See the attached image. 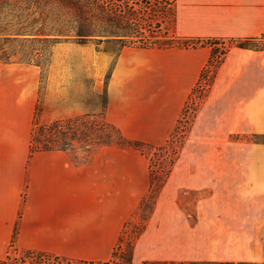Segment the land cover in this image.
<instances>
[{"label":"crops","instance_id":"0c3cea01","mask_svg":"<svg viewBox=\"0 0 264 264\" xmlns=\"http://www.w3.org/2000/svg\"><path fill=\"white\" fill-rule=\"evenodd\" d=\"M173 2L179 38L264 34V0ZM61 44L72 51L93 45ZM127 49L114 56L102 91L94 75L99 59L108 65L107 50L94 48L99 54L88 62L79 57L82 75L93 78L82 90L74 79L57 85L41 102V119L44 111L52 120L94 118L99 111L124 137L163 142L211 47L137 48L156 50L165 81L124 79L126 69L140 65ZM17 83V67L0 65V264H12L21 251L61 264L111 261L148 190L147 165L129 161L127 148L115 144L31 152L37 77ZM148 262H264V51L231 46L217 67L183 159L173 164L134 238L130 264Z\"/></svg>","mask_w":264,"mask_h":264},{"label":"trees","instance_id":"16d2710c","mask_svg":"<svg viewBox=\"0 0 264 264\" xmlns=\"http://www.w3.org/2000/svg\"><path fill=\"white\" fill-rule=\"evenodd\" d=\"M175 21L176 12L173 0H0V63H11L14 57H18L20 62L42 66L47 47L69 42L80 45L93 44L96 50L99 44L105 43L103 49L112 52L115 57L124 48H196L209 45L211 47L210 57L188 97L191 99V96L195 94L199 99H203L211 86L217 67L231 46H226L224 41L217 39L179 38L174 31ZM229 41L236 42L234 46L239 48L264 51V34ZM188 99L181 115L187 111ZM103 101H105L104 95ZM39 113L40 109L35 112L33 118L31 152L66 148L67 144H59L58 140L63 141L62 137L66 135L64 124L70 119L53 120L46 123L40 119ZM96 117L98 118H94L87 134L79 129L74 132L77 139L82 140L83 137H87L88 142L85 145L117 144L135 149L147 145L139 140L125 138L120 130L107 122L102 115ZM77 119L79 118H74V120ZM173 135L171 133L170 137ZM164 148L165 145L157 147L156 150ZM174 154L175 151L165 156L168 169L164 177H156L152 170L149 174V189L153 190L156 195L166 182L176 161L177 155L174 156ZM155 161L157 160L151 159V163ZM155 177L159 184L154 189ZM144 204H146L145 200L141 202V205ZM143 227L144 223L140 225L134 236L126 234L129 253L134 238ZM124 235L125 230L121 233L120 242L124 239ZM114 256L115 251L113 258ZM121 258L122 262L114 260L113 262L130 264V254L121 256ZM146 264L170 263L148 262Z\"/></svg>","mask_w":264,"mask_h":264},{"label":"rangeland","instance_id":"374dc122","mask_svg":"<svg viewBox=\"0 0 264 264\" xmlns=\"http://www.w3.org/2000/svg\"><path fill=\"white\" fill-rule=\"evenodd\" d=\"M226 46H234L236 42H231L228 39H222ZM105 43H101L98 45V52L103 51V47ZM219 45V44H218ZM208 47H210L208 45ZM156 50H142L137 48H129L127 49L126 54H129L130 57L135 56L139 61V66L131 67L125 70V78L127 80H135V81H147V80H155V81H165L167 80V72L165 68L159 66L158 63L154 62L156 59ZM105 53L109 57L108 65L103 64L100 62V67L98 70L95 71V79L97 81V89L102 91L103 82L106 79V76L109 75L112 63L114 61V54L110 51H105ZM97 53L94 50V45L90 46V49H83L82 51H72L68 49L67 45L65 44H57L53 47H47V51L45 52L44 61L42 66H37L35 64H29L25 62L18 61V57H14L13 61L9 64H14L17 67V88H20V81H26L29 79H34L37 77V104L35 112L39 111L40 109V119H41V102L46 101V99H51L52 94L57 85H62L64 82L68 80H75L77 81V85L79 86L80 90L83 87L87 86V80L89 78H93L90 75H82V70L79 68L78 59L79 57L83 56L88 62L89 59L95 57ZM154 62V63H153ZM6 63H0V65H5ZM158 64V65H157ZM165 72H162V71ZM85 76V79L83 78ZM206 87V86H205ZM25 95V94H24ZM188 99V98H187ZM188 106L187 111L179 116L180 121L176 123L177 128L172 131L174 134L173 137L171 135L167 136L163 142L160 144H150L146 143L144 147L140 149H135L133 147L127 145H118L121 147H126L128 151V160L132 162L144 161L147 165L148 174H150L151 170L153 171L156 177H161L165 175L166 170L168 169V161L165 159V156L170 152L175 151L174 156L177 155V160L183 159L184 154V147L185 144L189 141L190 138V129L191 125L194 121V117L196 111L199 107L200 101L197 95H192L191 99H188ZM99 111L96 112V116L99 115ZM182 113V111H181ZM98 118V117H94ZM94 118H82L80 117L77 120L73 118L67 123L64 124V128L66 127V135L63 136V141L58 140L59 144L65 143L67 144L66 147H75L77 149H84L87 148L89 145H85L88 142L87 137H83L81 139H77V135L74 136V132L76 129L83 130L86 134L87 131L92 127V122L95 120ZM178 118V119H179ZM43 122L49 123L53 121L49 118V114L46 111L42 112V119ZM178 121V120H177ZM127 139L136 140L134 138L125 137ZM168 140V141H167ZM117 145V144H115ZM165 148L162 150H156L157 147L164 146ZM167 150V151H166ZM152 160H157L155 163H151ZM149 176V175H148ZM155 180L154 189L158 186L159 182L157 178ZM149 185H150V177H149ZM155 192L151 191L148 187V190L143 198L146 201V204L138 205L135 215L131 221L125 226V235L122 242H119L117 247L114 249L115 256L111 261L108 262L110 264L114 261L122 262L123 259L121 256L129 255V246L127 245V235L131 234L132 236L135 235V232L140 228V225L145 222L147 217L149 216L150 211L152 210L155 202ZM157 196V195H156ZM142 200V201H143ZM141 201V202H142ZM13 250V249H12ZM113 251V252H114ZM56 257H51L48 254L37 253V252H16L15 258H13L12 264L18 263H34L37 264L36 261H44L46 263H50L53 260L55 261ZM58 259V258H56ZM62 260L58 259V264H61ZM63 262L66 263L64 260Z\"/></svg>","mask_w":264,"mask_h":264},{"label":"built area","instance_id":"2783aa9c","mask_svg":"<svg viewBox=\"0 0 264 264\" xmlns=\"http://www.w3.org/2000/svg\"><path fill=\"white\" fill-rule=\"evenodd\" d=\"M36 263H38V264H58V259H56L55 258V261L53 260L52 262H50V263H46V262H44V261H36ZM110 264H115L114 262H111Z\"/></svg>","mask_w":264,"mask_h":264}]
</instances>
